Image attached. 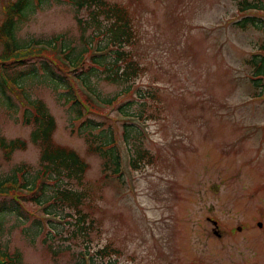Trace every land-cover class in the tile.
Segmentation results:
<instances>
[{"label":"rangeland","instance_id":"1","mask_svg":"<svg viewBox=\"0 0 264 264\" xmlns=\"http://www.w3.org/2000/svg\"><path fill=\"white\" fill-rule=\"evenodd\" d=\"M8 1L0 0V21ZM106 1L127 6L134 16V42L127 49L143 70L132 76L133 92L124 99H134L129 109L135 111L139 94L154 92V99L145 102L153 117L134 121L146 132L142 146L153 162L130 167L126 151L136 148L131 142V149L122 147L120 182L103 179L101 158L87 152L83 138L70 130L67 105L57 96L62 88L55 89L51 80L64 72L46 57L7 67L8 76L15 75L30 97L46 103L56 121L54 141L88 162L86 183L101 187L91 201L97 228L88 244L110 242L120 248L121 264H264V78L259 96L249 79V59L264 42L263 30L236 23L247 15L238 10V0ZM55 35H65L76 50L82 44L75 9L67 2L48 0L16 31L22 44ZM43 65H50L53 74L48 76ZM90 78L102 98L126 84ZM12 97L17 107L11 109L0 100V136L24 139L27 146L9 159L0 150V177L19 163L32 170L39 163V148L29 140L32 125L21 122L22 108ZM95 103L102 113L94 119L120 124L113 107ZM16 207L12 197L0 196L2 247L18 251L21 264H75L79 246L61 243L64 233L54 245L71 247L53 254L42 241L53 232L37 226L35 215L25 210L38 215L36 207Z\"/></svg>","mask_w":264,"mask_h":264},{"label":"trees","instance_id":"2","mask_svg":"<svg viewBox=\"0 0 264 264\" xmlns=\"http://www.w3.org/2000/svg\"><path fill=\"white\" fill-rule=\"evenodd\" d=\"M47 1L18 0L11 3L5 10V18L0 22V73L6 75L5 79L1 77L0 80V100L4 98L7 108L11 109L12 106L17 107L16 100L12 99L13 94L16 95L22 108L21 122L32 125L29 140L39 148V163L35 170L22 162L0 177V196L12 197L19 207L25 203L36 207L40 213L38 215L35 211L25 210L35 215L37 226L48 227L53 232L52 236L42 240L53 254L71 247L70 243L54 245V238L65 233L61 243L70 240L79 246L75 251V264H121L118 262L122 255L120 248L110 242L97 247L88 244L97 228L92 216L91 201L99 194L96 188H101L95 184L92 189L86 183L88 162L72 147L54 141L56 121L46 103L41 98L30 97L15 75L8 76L7 67L11 65L15 68L26 58L46 57L49 64L54 62L56 65H53L64 72L63 76L57 75L51 77V80L55 89L62 88L57 96L63 99V105H67L70 130L83 138L87 152L101 158L102 178L120 182L123 176V146L131 149V142L136 144L135 149L126 151L127 164L132 168H136L140 161L154 160L148 149L142 146L146 132L134 124V120L144 121L153 117L147 112L145 102L148 97L154 99V92L148 90L146 94H139L141 101L135 111L129 109L134 99H124L133 92L132 76L143 70L127 49L134 42V16L127 6L106 0H53L67 2L75 9L79 40L82 43L79 49L70 45L65 35L20 43L16 37L19 23ZM237 7L247 15L236 23L243 28L249 25L261 28L264 34V19H259L264 15V0H238ZM81 11H84V15L80 14ZM89 28L92 29L90 34ZM63 51L65 53L61 58L56 56ZM249 62V79L256 89V96H259L264 78V42L259 45V52L252 54ZM43 63L48 64L45 60ZM43 68L50 73H47L48 76L53 74L50 65H43ZM72 71V77L67 75ZM97 75L112 83L126 84L120 92L102 98L91 86L90 77ZM77 82L87 90V94L81 92ZM95 100L102 106L113 107L122 118L120 124L94 119L92 115L101 116L102 113V107ZM26 146L27 141L24 139L0 136V150L7 159L16 150H23ZM19 207L16 209L19 210ZM2 228L0 220V232ZM0 264H21L19 252H11L0 244Z\"/></svg>","mask_w":264,"mask_h":264},{"label":"flooded vegetation","instance_id":"3","mask_svg":"<svg viewBox=\"0 0 264 264\" xmlns=\"http://www.w3.org/2000/svg\"><path fill=\"white\" fill-rule=\"evenodd\" d=\"M7 4H9V1L7 2Z\"/></svg>","mask_w":264,"mask_h":264}]
</instances>
